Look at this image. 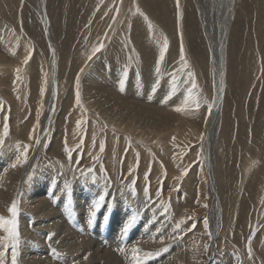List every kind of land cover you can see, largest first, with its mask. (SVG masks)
<instances>
[{"label": "rangeland", "instance_id": "obj_1", "mask_svg": "<svg viewBox=\"0 0 264 264\" xmlns=\"http://www.w3.org/2000/svg\"><path fill=\"white\" fill-rule=\"evenodd\" d=\"M145 1L47 0L46 23L39 0H0V216L8 218L7 209L19 202L18 264H133V248L161 253L147 264H264V0H149L152 7ZM163 16L168 32L159 27ZM223 18L230 27L232 87L210 148L215 193L203 169V141L213 99L208 33L217 35ZM146 29L153 43L141 51L136 37ZM165 39L169 48L160 63ZM181 46L188 62L183 70ZM151 56V64L142 63ZM193 58L207 62L209 78L194 89L188 77L194 73L197 85ZM158 65L164 73H157ZM132 75L134 93L126 91ZM136 108L172 119L155 125L140 119ZM25 146L27 163L13 168ZM199 178L208 181L203 197ZM100 195L104 202L89 223ZM133 215L136 222L124 236ZM181 220L186 223L177 230ZM4 264H11V248Z\"/></svg>", "mask_w": 264, "mask_h": 264}, {"label": "bare ground", "instance_id": "obj_2", "mask_svg": "<svg viewBox=\"0 0 264 264\" xmlns=\"http://www.w3.org/2000/svg\"><path fill=\"white\" fill-rule=\"evenodd\" d=\"M149 0H147V1H145L144 2V5H146V3H150V2H148ZM35 3V2H34ZM46 3H47V0H39V10H40V12H43V15L45 16V18H44V20H45V22L46 23H48V18H47V15H46V8H45V6H46ZM224 3V2H223ZM30 4V3H29ZM226 4V3H225ZM151 4H149V6H150ZM146 6H148V5H146ZM148 6V7H149ZM52 8H53V6H51ZM145 7V6H144ZM147 7V8H148ZM151 7H152V5H151ZM231 7V6H230ZM24 8V7H23ZM180 8V7H179ZM184 9V8H183ZM179 11V10H178ZM185 14V13H184ZM32 15V14H31ZM42 15V16H43ZM158 15V14H157ZM165 15V14H164ZM164 17V16H163ZM189 18V17H188ZM224 18H225V16H224ZM224 18H223V20H224ZM158 17H157V23H158ZM229 21H228V18H226V20H224V21H222V23H221V25H220V27H219V31H218V34L217 35H214L213 34V32L211 31L210 33H208V43H209V57H210V59H209V61H210V66H211V68H210V73H211V84H213V99H212V101H211V99H210V104H208L209 105V107H211V112H209V116H208V122H209V124L207 123V125H208V127L206 128V131H205V138H204V141H203V146H204V149H205V152H204V159H203V164H204V170H205V172H206V174H208L209 175V177L210 178H212L211 179V182H212V184L214 185V183H213V180H215L216 179V175H215V170H214V165H212V163H211V156H210V148H211V144H212V142H213V145H214V141L216 140V133L217 132H215V128L217 129V127H216V125H217V122H218V120H219V118L220 117H222L223 118V113H224V111H225V108H226V95H227V91L229 90H231V87H232V83H231V81L229 80V77H228V62H227V57H228V42L230 41L229 40V23H228ZM45 23V24H46ZM156 23V24H157ZM112 24V23H111ZM159 25V24H158ZM167 25H168V22H167V16H165L164 17V19H163V24L162 25H159V27L161 28V29H165L167 32H168V30L169 29H167ZM45 26V25H44ZM49 27V26H48ZM118 27V26H117ZM143 27H141L140 28V30L142 29ZM164 31V30H163ZM191 31V30H190ZM46 32H47V30H46ZM98 32V31H97ZM193 33V32H192ZM195 33V32H194ZM136 34H138L137 32H136ZM164 34V33H163ZM49 35H50V33H49ZM48 35V39H49V36ZM150 35V33H147V29L145 30V31H143L142 33L140 32V34H138V36L136 37V38H139V39H142L141 40V43L139 44L140 46H138V47H140L141 48V51H145L146 50V48L148 47L149 48V46H147V43H150L151 45H152V41L149 39V36ZM158 35V34H157ZM157 35L156 36H154L153 38L156 40L157 38H155V37H157ZM166 36H167V34H166ZM185 36H186V34H185ZM162 37H164V35H162ZM189 37V36H188ZM234 37V36H233ZM169 38V37H168ZM138 39V40H139ZM182 39V38H181ZM193 39H195V40H197L198 38H195V35H194V37H193ZM168 41V40H167ZM190 41V40H189ZM53 42V41H52ZM169 42V41H168ZM171 43V42H170ZM190 43V42H189ZM230 43V42H229ZM53 45V44H52ZM189 45V44H188ZM234 45V44H233ZM55 46V45H54ZM170 46V45H169ZM235 46V45H234ZM130 47H132V45H130ZM135 48H137L136 46H135ZM169 48V47H168ZM233 48V47H232ZM54 49V48H53ZM131 49V48H130ZM156 49H158V42H157V44H156ZM57 50V49H56ZM235 50H233V52H234ZM118 52V51H117ZM128 52V51H127ZM147 52V51H146ZM125 53V52H124ZM142 53V52H141ZM140 53V54H141ZM151 53V52H150ZM171 53H172V51H171ZM234 53H236V52H234ZM233 53V54H234ZM59 54V53H58ZM127 54V53H126ZM202 54H203V51H202ZM130 55V54H129ZM128 56V55H127ZM141 56V55H140ZM112 57V56H111ZM110 57V58H111ZM131 57V56H130ZM143 58H144V56H142ZM132 58V57H131ZM141 58V57H140ZM174 59V58H173ZM194 60H192L191 61V64L194 66V67H196V70H197V73H198V76H197V86L198 87H200L201 85H207V83H209V78H208V64H207V62L205 61V60H203L202 62H199L196 58H193ZM143 61H142V63L144 62V64L145 65H148V64H151L150 62H151V60H153V56H151V57H148L147 59L145 58V59H142ZM235 60V59H234ZM119 61V60H118ZM177 62V61H176ZM127 65V64H126ZM128 65H130L131 66V59H129V63H128ZM236 65V64H235ZM59 66V65H58ZM103 66V65H102ZM137 66V65H136ZM64 67V66H63ZM146 67V66H145ZM236 67V66H235ZM65 68V67H64ZM138 68V67H137ZM164 68V66L163 67H161V69H160V73H162L163 71H165V69H163ZM170 69V68H169ZM234 70H236L235 68H233ZM60 71V70H59ZM164 73V72H163ZM167 73V72H166ZM165 73V74H166ZM238 73H239V71H238ZM143 74H144V72H143ZM148 74H149V72H148ZM147 74V75H148ZM139 75V74H138ZM150 75V74H149ZM139 76H141V74L139 75ZM164 76V75H163ZM143 77H145V74H144V76ZM149 77V76H148ZM162 77V76H161ZM164 78V77H163ZM146 79V78H145ZM151 80H153V79H151ZM141 81H142V79H141ZM140 81V85H141V82ZM153 82H154V80H153ZM145 84V83H144ZM135 84H134V78H133V75L129 78V80L127 81V84H126V91H130V92H132L133 91V93H134V86ZM149 84H147V88L146 89H148V86ZM153 85H155V83H153ZM139 86V85H138ZM138 86H137V88H138ZM145 86V85H144ZM139 88H141V87H139ZM152 89H154V88H152ZM149 90V89H148ZM129 97H133V95L132 94H129V93H126ZM208 94V93H207ZM160 95V94H159ZM117 97V96H116ZM143 98H146V97H143ZM142 98V99H143ZM146 100V99H145ZM202 101V100H201ZM127 104V103H126ZM137 104V103H136ZM141 105V104H140ZM143 106V105H142ZM119 107H121V106H119ZM145 107V106H144ZM147 107V106H146ZM130 108V107H129ZM131 109V108H130ZM119 110H122V108L121 109H119ZM125 110H127V109H125ZM124 110V111H125ZM129 111V110H128ZM133 111V110H132ZM135 114H137L139 117H140V119H142V118H144V121H146L147 120V118H149V121L148 122H153V124L154 123H156L155 125H162V127L163 126H165L166 124H168L170 121H171V119H172V116H170V117H168V118H162V116H163V114H162V116L160 115V117L159 118H157V116H155V114L153 115V114H146V115H142V114H145L144 112H142V111H139L140 113L138 114L137 113V111H138V109L136 108L135 109ZM129 112H131V110L129 111ZM150 112V110L148 111V113ZM190 112V111H189ZM132 113V112H131ZM130 113V114H131ZM181 113V112H180ZM134 114V113H133ZM191 115V114H190ZM90 116V115H89ZM130 115H128V117H129ZM132 116V115H131ZM159 116V115H158ZM138 117V118H139ZM138 118H137V120H138ZM143 120V119H142ZM175 120V119H174ZM142 122V121H141ZM145 124V123H144ZM151 124V123H150ZM161 129V128H160ZM163 152V151H162ZM172 152V151H171ZM170 152V153H171ZM106 153V152H105ZM167 155V154H166ZM170 155V154H169ZM97 156V155H96ZM90 167V166H89ZM114 169V168H113ZM147 170V169H146ZM169 171V170H168ZM197 171V170H196ZM203 172V171H202ZM203 174L201 173V176H202ZM200 179V182H202L201 184H203L201 187H200V197H203V193H204V188L206 187H204V183L206 182H203V179L202 178H199ZM202 180V181H201ZM210 180V179H209ZM120 181V180H119ZM217 181V180H216ZM206 183H208V181L206 182ZM206 185V184H205ZM212 185V186H213ZM93 188V187H92ZM206 189V188H205ZM219 190V186L217 187V185H216V187H215V185L213 186V191H215V193H216V190ZM258 189V188H257ZM66 190V189H65ZM154 190V189H153ZM208 190V189H207ZM80 191V190H79ZM208 193V192H207ZM210 193V192H209ZM218 193H219V191H218ZM84 194V193H83ZM206 194V193H205ZM90 196H91V194H89ZM88 196V195H87ZM205 196V195H204ZM207 197H208V195H207ZM91 199V198H90ZM203 199V198H202ZM206 199V198H205ZM209 199V198H208ZM207 200V199H206ZM78 201V200H77ZM202 201V200H201ZM204 201V200H203ZM207 202V201H206ZM203 204V203H202ZM204 205H207V204H204ZM209 205V204H208ZM217 205H215L214 206V211L213 212H215V218H217L216 219V222H215V224H216V228H217V226L219 227L220 225H221V223H220V221H221V217H220V214H221V212H220V210H219V207L217 206ZM221 207V206H220ZM239 214V213H238ZM241 217V216H240ZM208 224V223H207ZM215 228V229H216ZM67 243H68V241H67ZM68 245V244H67ZM68 249V248H67ZM63 252V251H62ZM100 256V255H99ZM75 257V256H74ZM93 258V257H92ZM21 260V259H20ZM95 260V259H94ZM20 262V261H19ZM24 263V262H23ZM22 263V264H23ZM32 263V262H31ZM35 264V263H34Z\"/></svg>", "mask_w": 264, "mask_h": 264}, {"label": "snow or ice", "instance_id": "obj_3", "mask_svg": "<svg viewBox=\"0 0 264 264\" xmlns=\"http://www.w3.org/2000/svg\"><path fill=\"white\" fill-rule=\"evenodd\" d=\"M177 5H179V0H177ZM137 11H139V9H137ZM141 15H143L141 13ZM182 16V14H181ZM145 19H147V17H145ZM149 28L151 29V24L149 23ZM104 47V44L101 43L99 44L98 47L93 49V55H95L96 52H99L100 50H102ZM168 49V42L165 39L163 48L160 52L159 55V62L162 63L163 60L165 59V54L167 52ZM30 55L28 58H26L24 60V63L27 64L28 60L30 59ZM89 59H91V56L89 57ZM180 60L181 63L183 65V68H187L188 67V62L185 58V53H184V49L183 46H181V54H180ZM19 69L16 70L17 72V79H19ZM157 73H159L160 68L159 65L157 66L156 69ZM124 76H127V72H124ZM188 77L189 80L191 81V87L194 89L197 87L196 83H195V74L192 72L188 73ZM124 81H121L120 87L121 90H123L124 88ZM46 84V81H45ZM173 84L175 85V78H174V74H173ZM76 103L77 105L80 104V93H79V79L77 78L76 81ZM173 91H175V88H173ZM189 100L193 101V103L195 104L196 109L199 108V101L196 100L193 95L192 92L189 91ZM188 101H185V107L187 106ZM185 107H177L175 109V111L177 112H183L185 111ZM209 112H211V107H209ZM83 123V121H78L77 122V127L80 126V124ZM4 135L7 136L8 135V128L5 127L4 129ZM37 144H39V141H36ZM82 141H81V146H82ZM3 145V140H0V147H2ZM65 151L68 154L69 160H71V155H72V150L69 149L67 147V142L65 141ZM130 146V145H129ZM29 146H25L23 152H22V157L23 159H17L16 163L12 164V167L15 168L17 165L21 164V163H27V159H28V155H27V149ZM105 149V145H101L100 147V151L103 152ZM138 157L139 154H137V167H138ZM94 169H89V172H94ZM150 175V170L149 173L146 174L145 176V180H146V186H145V197L146 199L150 202L151 201V195H150V183L147 182V176ZM182 175H187V169L184 170V172L182 173ZM165 176H166V172H165ZM93 182H95V178L93 177ZM133 193H135V181L132 182V188L130 189ZM177 191L179 190L178 188L176 189ZM163 192L162 187L158 190L157 195L161 196ZM105 196L104 195H100L97 199H95L92 202L91 205V209H90V217L91 219L89 220V223H92L97 211L100 209V207L102 206L103 202H104ZM169 206H170V201H169ZM204 207H207V205H204ZM8 213H9V217L6 218L4 216H0V231H2L3 233H5L4 236L0 237V264H4V258L6 257V255L8 254V250L9 248H11V264H18V256H19V245H20V233H19V224H18V217H19V202L18 201H13L11 206L7 209ZM165 211H167V209H165ZM189 219H191V217H189ZM136 222V216H132L129 218V220L126 222L125 226L122 228V233L124 236H127L128 232L130 231V229L133 227V225ZM186 223L185 220H181L180 223H178L176 225L177 230L180 228V224ZM204 225L205 228L208 227L207 224V220L205 219L204 221ZM192 228H195V223H193ZM210 235V233H209ZM155 238H153L154 240ZM48 240H51V235H49ZM161 243H163V239H161L160 241ZM205 250H207V245L205 246ZM249 255H251V246L249 244ZM119 251L121 253L124 252V249L121 248L119 249ZM162 251L166 252L168 251L167 248L163 249ZM53 255L54 256H59L58 253H56L55 249H52ZM161 253H152V252H142L141 249L139 248H133L132 249V256L131 259L133 261V264H147V261L149 259H152L158 255H160ZM87 258V257H85Z\"/></svg>", "mask_w": 264, "mask_h": 264}]
</instances>
